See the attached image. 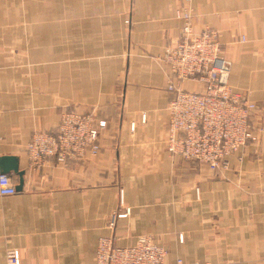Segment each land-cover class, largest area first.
Here are the masks:
<instances>
[{
	"label": "crops",
	"instance_id": "1",
	"mask_svg": "<svg viewBox=\"0 0 264 264\" xmlns=\"http://www.w3.org/2000/svg\"><path fill=\"white\" fill-rule=\"evenodd\" d=\"M182 9L195 31L219 32L230 86L264 126V0H0V44L25 45L18 70L0 71V159L25 171L23 191L0 197V264L9 250L21 264H95L100 239L132 247L142 236L168 250L165 264H264V133L221 171L166 148L161 59ZM68 111L106 121L99 155L32 169V135L55 132ZM114 213L126 216L110 227Z\"/></svg>",
	"mask_w": 264,
	"mask_h": 264
},
{
	"label": "built area",
	"instance_id": "2",
	"mask_svg": "<svg viewBox=\"0 0 264 264\" xmlns=\"http://www.w3.org/2000/svg\"><path fill=\"white\" fill-rule=\"evenodd\" d=\"M176 18L183 23L180 38L161 59L169 73L167 90L173 94L166 148L184 161L221 171L228 168L231 157L260 141L264 126L255 124L256 104L230 86L231 64L222 55L219 32L210 28L195 31L190 9L178 10ZM187 83L197 84L201 90H191ZM106 126L94 114L63 113L55 132L32 135L26 147L30 167L39 170L51 162L68 165L98 156ZM16 185L12 176L0 174V197L16 195ZM125 216L114 213L110 227ZM167 256L168 250L152 237L142 236L132 247L117 246L113 237H106L98 243L95 264H165ZM6 264H21L20 253L7 251ZM177 264L184 261L179 259Z\"/></svg>",
	"mask_w": 264,
	"mask_h": 264
},
{
	"label": "rangeland",
	"instance_id": "3",
	"mask_svg": "<svg viewBox=\"0 0 264 264\" xmlns=\"http://www.w3.org/2000/svg\"><path fill=\"white\" fill-rule=\"evenodd\" d=\"M13 1H17V0H13ZM7 15H11V13H7ZM10 18L6 19L9 20ZM25 45H18V44H12V43H5L4 45L0 44V71H17V68H14V66L10 65L11 62L16 59V52L18 53H22L23 51L25 52L24 49ZM222 55L224 56V58H226L229 62H230V74H231V69H232V61L230 60V58L228 57V55L226 54L224 47L222 45ZM25 60V57H24ZM7 64V66L5 65ZM9 64V65H8ZM22 66V65H21ZM19 71H25V69L22 67L21 69H19ZM230 82V79H229ZM258 144V143H257ZM254 144V145H257ZM250 146V145H249ZM248 146V147H249ZM247 147V148H248ZM246 148V149H247ZM233 163V161H231ZM192 163V162H191ZM199 164V163H198ZM161 245V244H160ZM200 262V261H197ZM203 263V262H200ZM193 264V263H192ZM203 264H211V263H203Z\"/></svg>",
	"mask_w": 264,
	"mask_h": 264
},
{
	"label": "water",
	"instance_id": "4",
	"mask_svg": "<svg viewBox=\"0 0 264 264\" xmlns=\"http://www.w3.org/2000/svg\"><path fill=\"white\" fill-rule=\"evenodd\" d=\"M0 174L16 176L18 178L16 191H23L25 171L20 170L19 161L16 157H2L0 159Z\"/></svg>",
	"mask_w": 264,
	"mask_h": 264
}]
</instances>
